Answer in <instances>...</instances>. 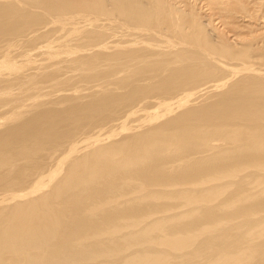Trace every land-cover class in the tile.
<instances>
[{
    "label": "bare ground",
    "instance_id": "6f19581e",
    "mask_svg": "<svg viewBox=\"0 0 264 264\" xmlns=\"http://www.w3.org/2000/svg\"><path fill=\"white\" fill-rule=\"evenodd\" d=\"M180 258L264 264V0H0V264Z\"/></svg>",
    "mask_w": 264,
    "mask_h": 264
},
{
    "label": "rangeland",
    "instance_id": "374dc122",
    "mask_svg": "<svg viewBox=\"0 0 264 264\" xmlns=\"http://www.w3.org/2000/svg\"><path fill=\"white\" fill-rule=\"evenodd\" d=\"M116 88V87H115ZM120 90V89H119ZM150 111V110H148ZM90 137V136H88ZM87 138V137H85ZM83 138V139H85ZM82 139V140H83ZM81 144L79 143V146ZM82 145H85V143L83 142ZM247 185V184H246ZM248 188V190H250L251 192L254 191V189H252V185H247L246 189ZM236 187H232L230 189V192H228L229 194H234L236 192ZM209 199V198H208ZM208 201V200H207ZM209 202V201H208ZM207 202V203H208ZM55 205V204H54ZM193 209V206H185V207H181L177 210V213H186V212H189ZM222 213L221 211L219 212V214ZM192 220V217L191 216H184L183 218H181V221H184V222H189ZM168 223H172L174 224L175 221H167ZM166 222V223H167ZM177 222V221H176ZM242 220L241 219H236V218H230V219H227L226 216H222L220 215L219 216V220L217 221V225H218V231L217 233L220 234L224 231H227V230H232L233 228H238L241 224ZM165 223V224H166ZM162 226H164V224H159L157 226H154V227H145L143 228V230H146V232H149L148 234L149 235H154L155 233H159V231L163 228ZM143 227V226H142ZM142 227H134V228H129L127 230H123V231H137L139 228H142ZM238 230H234L233 231V234H232V239H237V236H238ZM128 231V232H129ZM120 238V235H116V236H111L109 238H106V240L104 241H109L111 242V240H118ZM146 238V237H139V236H135L133 238H130V240H128V242L130 243V246H132V248L135 250V249H141L140 247L141 246H138V244L143 241V239ZM241 238V237H240ZM239 238V239H240ZM186 242V244H189L187 245L186 247H182L181 251H178L176 252L175 254L177 255H181L182 253H185V252H189L191 251L194 247H195V239L192 238V239H185V240H182L181 242ZM124 243V242H122ZM128 244V243H127ZM160 245H154V250L153 251H156V250H168L167 246L166 245H163L162 243H159ZM192 244V245H191ZM122 248V247H121ZM126 249V248H125ZM132 252V251H130ZM129 250H118L117 252H115L114 254L110 255L109 257L103 253V252H94L93 256L91 257V259H93L94 261H97V262H105V261H109V263L111 262H114L115 260L119 259L123 254H129L130 253ZM124 256V255H123ZM178 264H183V260L182 258L178 259Z\"/></svg>",
    "mask_w": 264,
    "mask_h": 264
}]
</instances>
